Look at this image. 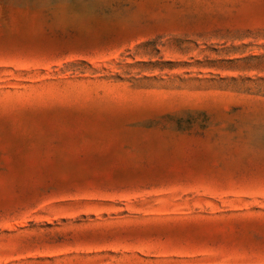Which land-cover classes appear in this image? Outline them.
Segmentation results:
<instances>
[{
	"label": "rangeland",
	"instance_id": "obj_1",
	"mask_svg": "<svg viewBox=\"0 0 264 264\" xmlns=\"http://www.w3.org/2000/svg\"><path fill=\"white\" fill-rule=\"evenodd\" d=\"M0 264H264V0H0Z\"/></svg>",
	"mask_w": 264,
	"mask_h": 264
}]
</instances>
